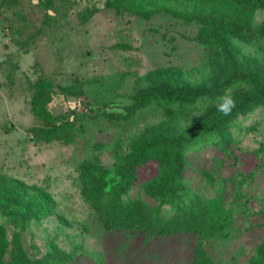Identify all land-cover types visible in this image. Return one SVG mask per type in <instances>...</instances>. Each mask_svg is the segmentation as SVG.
<instances>
[{
    "label": "rangeland",
    "instance_id": "374dc122",
    "mask_svg": "<svg viewBox=\"0 0 264 264\" xmlns=\"http://www.w3.org/2000/svg\"><path fill=\"white\" fill-rule=\"evenodd\" d=\"M15 1L0 0V264L264 261V106L229 120L232 142L209 139L228 118L216 107L223 92L236 103L259 93L243 84L220 90L237 71L264 79V8ZM36 100L50 116L36 114ZM155 138L180 141L182 155H140ZM88 165L102 172L107 195L94 190ZM170 183L189 190L199 211L163 206ZM157 217L173 232L160 235ZM218 222V234H203Z\"/></svg>",
    "mask_w": 264,
    "mask_h": 264
},
{
    "label": "trees",
    "instance_id": "16d2710c",
    "mask_svg": "<svg viewBox=\"0 0 264 264\" xmlns=\"http://www.w3.org/2000/svg\"><path fill=\"white\" fill-rule=\"evenodd\" d=\"M13 2H16L15 0H12ZM202 1H209V0H202ZM217 1V0H214ZM237 2H239L242 6L244 7H248V6H252V7H258V8H264V0H237ZM3 5V4H2ZM7 9V12L11 14V16H15V12H13L12 10H10L9 8V4H7V6H4ZM1 12V11H0ZM193 13H198L196 11H193ZM213 14H215V12L213 11ZM44 20L47 22L46 24L51 23L55 16L52 15L51 13H49L46 10V13L43 15ZM18 19V18H17ZM26 17H23L22 20H25ZM7 21L11 20V19H6ZM20 21V20H19ZM9 24L12 26V30L16 31V34L18 33V35L20 36L21 39V31L13 28L15 25V20L13 21H9ZM23 38V37H22ZM217 40H219V38H216ZM31 39L27 38L26 39V44L30 42ZM21 46L22 43H20ZM239 47V44L236 43ZM227 46H231V44H225L223 45V47H227ZM228 81L225 83V85L223 86V88L220 90V92H223V90L227 89L228 86H230L231 84H243V85H251V86H257L258 91V95L256 97H244L242 99H240L235 107L232 109L231 114L228 115L227 121L223 124L221 123H215L212 128V132L215 134L213 138H209V139H214L217 142H228V141H233V137H232V132H231V126H229V124L231 125L232 123H228L230 119H233L235 117H239L243 114H245V112L248 109H253V108H257L258 106H264V79L259 78L258 76L253 75L251 72L249 71H240V72H234L232 74H230L229 79H227ZM178 87V86H177ZM36 90L38 91V93H44V87L43 86H36ZM167 91V90H166ZM225 92H223V95ZM227 94V93H226ZM221 95V96H223ZM230 96H232L233 94H228ZM170 96L163 97V100H167ZM41 98V97H40ZM150 99V98H149ZM143 99L138 100L137 102V107H139L142 104ZM172 102H175V99L172 100ZM216 104V103H215ZM34 110L36 112L37 115L46 118L48 116H50L46 111H44V107L43 104L41 102V100L39 101H35L34 102ZM89 109V108H88ZM98 110H104L103 107H98ZM135 110V109H134ZM132 111H130L131 113ZM66 124V123H64ZM181 148H182V143L180 141H175V140H170L169 138L167 139H160V138H155L154 140H152L151 142H149L148 144L144 145V147L141 150V154H145V153H149V152H156L159 153L163 150H169L172 149L174 151H176L177 153L182 155L181 152ZM84 173L87 174L86 176H88L87 178L89 179V182L92 184L94 190L96 191V193L98 195H107L108 193L105 191L106 187H107V183L104 181L102 172L100 170H98L96 167L94 166H84ZM133 169H131V173H130V177H133V179H135L136 177V171L134 168V165L132 166ZM131 187V183H129L127 186H124L122 188V191L120 192V194H126L129 189ZM119 194V195H120ZM161 196H163V206H168L169 208L173 209V210H178L179 215L187 213V212H198L200 209V202L197 200H193L191 202H187L190 199L191 196V192L189 190H187L186 188H184L181 185H175L174 183H170L167 186H164L161 188ZM122 201L121 196H118V194L115 196V213L118 214V204ZM14 206L19 207L18 208V213H22L25 211L24 208V203L17 201V200H12L11 201ZM201 211H203L204 213H206V209L205 207H203L201 209ZM22 223H25V218L23 215H19L18 217ZM223 226V223H219L216 224L214 227L208 229L207 231H204L203 234L204 235H209L212 236L214 234H218V232L221 230ZM165 229V232H164ZM156 230H158L159 232H161L160 235H162L163 233L169 235L170 233H172L173 231L170 229V227L168 228V224H167V220L164 217H157L156 219ZM167 231V232H166ZM209 232V234L207 233ZM73 259V258H72ZM2 262V261H1ZM0 262V263H1ZM259 264H264L263 258L261 259V262Z\"/></svg>",
    "mask_w": 264,
    "mask_h": 264
},
{
    "label": "clouds",
    "instance_id": "9594fccd",
    "mask_svg": "<svg viewBox=\"0 0 264 264\" xmlns=\"http://www.w3.org/2000/svg\"><path fill=\"white\" fill-rule=\"evenodd\" d=\"M218 101L219 102L216 105L217 111L224 116L230 115L236 104L234 98L228 94H225L221 97H218Z\"/></svg>",
    "mask_w": 264,
    "mask_h": 264
}]
</instances>
